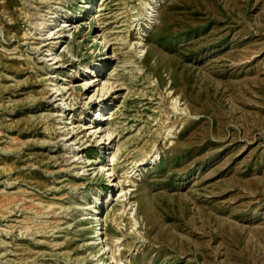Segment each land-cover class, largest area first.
Returning a JSON list of instances; mask_svg holds the SVG:
<instances>
[{"label":"rangeland","instance_id":"1","mask_svg":"<svg viewBox=\"0 0 264 264\" xmlns=\"http://www.w3.org/2000/svg\"><path fill=\"white\" fill-rule=\"evenodd\" d=\"M118 258L264 264V0H0V264Z\"/></svg>","mask_w":264,"mask_h":264},{"label":"bare ground","instance_id":"2","mask_svg":"<svg viewBox=\"0 0 264 264\" xmlns=\"http://www.w3.org/2000/svg\"><path fill=\"white\" fill-rule=\"evenodd\" d=\"M104 3H105V1L103 2V4L101 5V7L104 5ZM53 11V10H52ZM57 11V10H56ZM100 11H101V9H100ZM77 17V16H76ZM80 17H83V14L81 13V16ZM79 18V17H78ZM75 18H72V19H70L69 21H70V23H69V21H65L66 23H64L63 25H62V29L61 30H59L58 32H56V33H54V34H56V35H58V37L56 38L57 40L54 42L55 43V45L58 43V42H61L60 41V38H62V36H64V35H62V34H64L66 31H69V30H67V27H71V29H77V27L75 26H72L74 23H75ZM47 22V21H46ZM70 29V30H71ZM52 31V30H51ZM42 33L40 32V35H41ZM53 33H48V35L50 36V35H52ZM35 35V34H34ZM33 35V36H34ZM36 36V35H35ZM47 36V35H46ZM49 38V37H48ZM42 42V41H41ZM54 45V46H55ZM53 46V47H54ZM53 47H50L49 49H47V51H48V53L50 52H54V49H53ZM46 56H53V53H51L50 55H46ZM60 56H58L57 54H55V56L51 59V60H58V58H59ZM62 57V56H61ZM60 61L58 60V61H56V62H54L55 64H58ZM63 66V65H62ZM95 68H98L97 66L95 67ZM87 72H89L90 73V75L93 77L95 74H94V72L92 71L93 70V68H91V70H90V68L88 67L87 68ZM79 74L77 73L75 76L73 75H71V76H69V78H68V80L66 81L65 80V83H61V84H57L56 83V85L55 86H57L58 85V88H56L57 90L55 91V93H58V92H60L59 94H57V96H61V100H63V101H68V100H70L71 101V103H69V102H66L64 105H63V107H62V118H65L64 116H65V113L67 112V110H69L70 112L69 113H72V117L70 118V120H72L70 123H68V125H72V128L70 129V130H68V132L66 133L67 135H69V134H71V138L70 139H68V141H70V142H72L70 145H71V147H73L74 148V150L76 151V155H79V153L81 152V151H78L79 150V148L81 147V145H79L78 146V144L79 143H81V140L83 139V140H85L84 138H86V137H88L86 134H84L83 135V138H79V135L81 134V133H84V131H85V129H84V125H85V123H84V121L83 120H86L87 119V117H89L90 115V110L91 109H94V108H97V107H101V106H103L104 105V102H105V97H106V95H108V92L107 91H104L103 89L98 93V92H95V93H93L92 95H88V92H89V90L94 86V85H91V84H95V83H93V82H91V81H86L85 83H84V85H82V88L83 89H86V92L84 93V94H82V95H77V93H76V89L74 88V86H73V84H74V82H75V80L76 79H78L79 77ZM57 96H55L54 98H55V100H56V97ZM76 99H80V101H81V104H82V109H86V110H88V115H86V117H83V116H81V118L80 119H78L77 121H74L73 120V117H74V112H75V105L76 104H74V105H72V103H73V101H75ZM103 104V105H100V104ZM67 108H69V109H67ZM68 113V114H69ZM114 115V114H113ZM112 115V116H113ZM109 120V118H106V117H103L102 119H101V121H108ZM74 123L75 124H77V127H74ZM92 127V126H91ZM91 127H88V128H91ZM75 129H78V131L79 132H74L75 131ZM104 131H103V129L101 128L100 130H95L94 131V133H90L91 135L90 136H92L93 137V135H95L96 134V138L97 139H99L100 138V134L101 133H103ZM82 140V141H83ZM89 140V141H88ZM103 140V138L102 139H100V140H98V142H100V141H102ZM86 142H92V139H90V138H87L86 139ZM113 142V140L112 141H109V143H107V144H105L104 143V145H102L101 147H100V149H104V148H106L109 144H111ZM84 143V142H83ZM74 145H77V147L76 146H74ZM72 150V149H71ZM68 154V153H67ZM75 155V154H74ZM76 157V156H75ZM80 158H83V156H81ZM79 158V159H80ZM60 159V158H59ZM59 159H57V160H59ZM76 159V158H75ZM56 160V161H57ZM82 160V159H81ZM117 160V157H116V155L114 154V155H110V159H109V161H108V165H111L112 163H114L115 161ZM91 165H93V164H91ZM106 166L104 169H103V171L102 172H106L107 173V176L108 177H110V182H111V186H116V183H117V176L115 175V173L112 171L113 170V168H111V166L109 167V166ZM97 169V168H96ZM83 170V169H82ZM134 175V174H133ZM116 182V183H115ZM120 192H122V191H120ZM119 197H122V195H120ZM15 213V212H14ZM103 235V231L101 230V229H98V233H97V235H96V237L94 236V239L95 238H97V237H101ZM119 250V249H118ZM120 252V251H119ZM120 262H121V258L119 259L118 258V261H117V263L118 264H120ZM122 263V262H121ZM124 264V263H123Z\"/></svg>","mask_w":264,"mask_h":264}]
</instances>
